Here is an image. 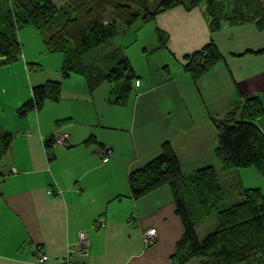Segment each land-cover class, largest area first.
Segmentation results:
<instances>
[{
  "label": "crops",
  "instance_id": "obj_1",
  "mask_svg": "<svg viewBox=\"0 0 264 264\" xmlns=\"http://www.w3.org/2000/svg\"><path fill=\"white\" fill-rule=\"evenodd\" d=\"M153 22L155 28L168 35V46L163 49L169 50L181 66L184 54L200 48L210 38L214 40L222 60L198 81L201 92L205 84L212 86L216 108L208 111L209 119L212 113L219 117L229 106L251 94L259 97L264 109V51L243 53L264 48V29L259 30L254 23L224 24L210 33L202 3L191 9L178 5L159 13ZM29 27L33 28H20L17 36ZM20 40V57L10 63L0 60V131L13 134L11 145L0 161V264H57L56 257L69 248L72 261L78 264H173L172 255L182 237L183 224L175 213L170 188L164 185L133 198L127 177L129 171L158 154L164 139L171 141L182 172L190 173L197 166L185 170L183 158L193 163L198 160L202 155L199 142L194 139L185 145L193 137L189 131L184 141L188 148L178 150L172 138L162 136L159 126L156 130L161 133L155 128L146 133L142 120L136 135L131 131L125 138L119 128L123 117L112 107L115 105H110L104 82L89 90L81 74L71 73L62 78L61 53L56 57V66L47 65L42 62V58H48L43 54L45 49L40 48L34 54ZM240 53L243 54L237 55ZM33 62H38L39 67L30 72L27 64ZM165 67L169 73V64ZM183 76L187 83L184 93L192 94L191 88L198 92L189 74L184 71ZM137 78L136 88L141 86ZM48 80L61 82L59 99L45 100L41 109L19 117L16 109L31 97L32 87ZM146 83L136 92L134 115L142 103L141 116L150 114L159 119L162 113L157 108L144 107L145 102L138 101L144 98L153 103L156 98L145 97L155 89V85ZM174 90L177 97L168 92V100L188 103L193 99L184 97L177 85ZM220 97L223 100H218ZM192 109L185 104L164 112L187 128L204 117L196 120ZM58 120L60 124H56ZM255 123L264 133V112ZM182 130L181 136L186 134V129ZM56 131L66 136V143H54L48 150L51 156L48 159L44 140ZM91 137L94 143H84ZM216 145L217 140L211 144L209 156L214 155ZM103 150L111 152L107 161H102ZM213 166L224 191L219 176L223 170L218 161ZM223 172L231 177L234 174L237 196L243 188H259L264 195V170L260 174L254 167H243ZM147 229L155 230V239L149 244L143 240ZM80 231L86 233L82 246L77 245ZM40 253L49 259L40 262Z\"/></svg>",
  "mask_w": 264,
  "mask_h": 264
},
{
  "label": "trees",
  "instance_id": "obj_2",
  "mask_svg": "<svg viewBox=\"0 0 264 264\" xmlns=\"http://www.w3.org/2000/svg\"><path fill=\"white\" fill-rule=\"evenodd\" d=\"M217 1V2H216ZM220 0H68V8L57 7L52 0H0V60L10 63L22 53L17 32L31 26L41 34L48 52L63 55L61 77L71 73L85 77L88 89L99 83L113 84L109 102L127 103L132 83L137 78L130 60L120 58L114 66L101 71L83 57L93 47L133 25L154 21L156 16L178 5L191 9L205 6L210 33L224 24L254 23L264 29V0H233L224 6ZM157 48H167L168 35L155 28ZM244 51L245 52H262ZM243 53L237 54L241 55ZM183 70L198 88V81L211 67L222 60L214 40L210 38L200 48L183 55ZM118 83H121L118 86ZM31 97L17 109L19 117L41 109L45 100L57 101L61 82L48 80L32 87ZM264 112L256 95H247L229 106L219 117H211L217 135L214 154L220 169L254 167L264 170V133L255 120ZM58 120L56 124H60ZM13 134L0 131V161L8 151ZM51 133L44 140L48 159L49 148L55 143ZM88 138L84 143H94ZM0 171V175H1ZM130 194L139 198L167 185L170 188L175 213L183 224V234L172 255L173 264H186L200 259L198 264H264V195L259 188H243L240 199L221 204L223 189L213 165L183 173L170 140L160 142L157 155L128 173ZM215 212L216 228L198 239L196 227L205 216ZM40 252V251H39Z\"/></svg>",
  "mask_w": 264,
  "mask_h": 264
},
{
  "label": "rangeland",
  "instance_id": "obj_3",
  "mask_svg": "<svg viewBox=\"0 0 264 264\" xmlns=\"http://www.w3.org/2000/svg\"><path fill=\"white\" fill-rule=\"evenodd\" d=\"M52 1L59 8H64V9L68 8V0H52ZM232 1L233 0H220L218 3L220 4L221 2L224 6L227 5L231 6ZM154 25L155 23L153 21L143 24L139 20H137L130 27L125 28L122 31H119V33L115 34L110 39L105 40L104 42L100 43L99 45L93 47L88 52H86L83 57V62H90V64H92L94 68H97L101 71H105L106 68H110L114 66V64L120 58L127 57L130 60L131 66L136 76H138L137 79L141 81V86L137 88L134 86L135 80L133 81L132 83L133 89L126 105H115L110 103V105H115L112 107H115V109H117L118 111V115L123 117L121 119L119 126L120 131L122 133L121 135H124L126 138L128 136V133H130L131 131L134 135H136V133L140 129L141 120H142L145 125L144 129L146 133H149L150 129L152 128H155L156 132L161 133L159 132L158 129L156 130V127L159 126V129H161L162 131V136L164 135V137L172 138L171 140L175 142V146H177L178 150H181V148L184 147L188 148L185 145H188L189 142L193 141L194 139L196 142H199L198 148H201L200 152L202 153L203 156L199 155L198 160H196L194 163L191 162L189 159H184L185 158L184 157L183 166H185L184 167L185 170H187V168H191L189 166H197L196 168H199L204 165H210V164L216 165L217 158L214 156L215 154L213 156H209V150L211 148V144L213 143L216 144V140H217L215 128L214 126L213 128L210 127V124H212V122L208 118V111L216 108V106H214L213 103L214 96L212 92V86L209 84L208 85L205 84L204 91L202 92L199 91L198 89L197 92L195 88H191L192 94L188 95L187 92L184 93V91L186 90L185 85L187 84V83L185 84V82L183 81L184 70H182L183 68L180 62L177 63L175 60H173L174 57L171 55L169 50L156 47L158 45V41H157ZM32 29L29 27V30H24L19 32L20 33V35L18 36L19 39L22 38L25 48H27V50L31 49V51L34 54L38 52L40 48L42 50L45 49V51H43V54H47L48 58L45 59L42 58V62L47 65L56 66L58 61L56 57L57 55H61L60 52H48L43 42V38L41 34L38 33L37 30H32ZM166 64H169L170 67L169 73L166 70L165 67ZM27 66L29 71L31 72L37 70L39 64L38 62H33V63H28ZM169 74H171L170 78H168ZM176 79L179 80L177 81ZM146 82L155 85V89L149 92L148 94H146L145 97L147 98L149 95H154L156 98L153 103L148 102L144 98H139L138 101L145 102L143 104L144 107L148 106L150 108H157L159 112L162 113L163 115V116L161 115L159 119H157L156 116L152 117V115L150 114L141 116L140 107L142 103L141 104L139 103V105L137 106V112L134 115V108L136 105L134 98L141 90V88L145 84H147ZM120 84L121 83H118V86ZM103 85H106V87H108L106 91L109 96L108 98H110V96H112L111 89L113 88L114 85L107 82H104ZM176 85L179 87V89H181V94L184 97L186 96L187 98H193V99L190 100L188 103H184L182 101L181 103H179L168 100L167 98L168 92L169 95L174 94L175 97H177L178 92L174 90V87ZM218 100H223V99L220 97L218 98ZM185 104L189 110L193 108L192 117H194L196 120H199L200 116H204L202 120L193 122L191 124V127L188 126L187 128L186 126L180 124V122L177 120L172 121L173 116L172 115L168 116L167 115L168 113L165 114L164 112V109H171L176 105L179 106L181 105V107H183L185 106ZM127 109H129L128 112ZM217 115L212 113L210 116L216 117ZM121 117H118V119H120ZM204 122L206 123V125ZM183 123L185 124V122ZM165 126L167 128L166 130H165ZM182 129H186V134H184L183 136L180 135V131L181 132L184 131ZM189 131L192 132L193 137L189 138L188 142L185 143L184 145V141H187L186 138L187 132ZM177 142H179V144ZM142 154H143L142 152L139 153V157H141ZM145 154L147 153L145 152ZM218 170L220 171L219 168ZM221 172L225 174L228 173L223 171ZM222 173H219L221 182L224 186V191H223L224 196L221 204L223 206H229L237 202L240 199V197L237 196L236 194L237 190H236V186L234 185L236 183L234 174L232 175L233 177H231L230 175H223ZM216 226H217V217L215 212H212L209 215L205 216V218H203V220H201L197 225L196 234L198 236V239H201L204 235L213 231L216 228ZM199 261L200 259L196 258L190 260L186 264H198Z\"/></svg>",
  "mask_w": 264,
  "mask_h": 264
},
{
  "label": "built area",
  "instance_id": "obj_4",
  "mask_svg": "<svg viewBox=\"0 0 264 264\" xmlns=\"http://www.w3.org/2000/svg\"><path fill=\"white\" fill-rule=\"evenodd\" d=\"M53 139L55 143L65 144L66 143V136L63 133H59L58 131L53 133ZM102 154V161H107L110 157V152L103 150L101 152ZM12 171L15 172V168H12ZM48 193H50V190H48ZM155 239V230L154 229H147L143 233V240L146 244H149L153 242ZM86 240V233L84 231H80L77 236V245L82 246ZM33 249H36V247H33ZM71 252L72 248L67 249L66 253L64 255L56 257L57 264H78L74 263L71 259ZM39 261L45 262L49 259V257L46 254L40 253L39 254Z\"/></svg>",
  "mask_w": 264,
  "mask_h": 264
}]
</instances>
